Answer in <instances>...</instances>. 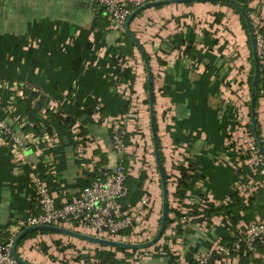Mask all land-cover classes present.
<instances>
[{"label":"crops","instance_id":"1","mask_svg":"<svg viewBox=\"0 0 264 264\" xmlns=\"http://www.w3.org/2000/svg\"><path fill=\"white\" fill-rule=\"evenodd\" d=\"M191 2L145 8L128 25L149 55L169 203L181 213L226 202L229 193L240 187L246 198L264 184L242 183L236 155L255 140L247 126L251 123L247 84L253 64L247 34L231 7L211 0ZM249 6L256 7L264 25V1L252 0ZM126 34V29L110 27L102 6L86 0H0V119L22 139V147L0 139V242L12 233L17 237L23 219L39 212L34 178L43 179L61 204L77 197L99 168H111L122 158L127 173L139 181L131 198L117 201L118 214L129 213L142 198L148 203L141 218L127 228L131 232L123 235L122 230L116 236L137 244L127 247L131 255L116 253L125 264H190L196 251L208 250L228 234L227 220L221 216L207 223L196 221L194 214L177 217L156 243H137L139 231L143 239H150L162 194L146 103L144 57L131 39L132 55L115 60L119 47L130 49L124 42ZM190 42L196 57L183 52ZM119 67L130 74L116 83ZM256 120L264 143L262 95ZM110 125L120 126L127 135L120 151L112 149ZM97 150L105 153L103 165ZM187 164L194 166L192 179L188 186L178 187L183 194L178 201L172 195L180 176L177 166ZM73 228L91 233L86 227ZM57 235L62 233L37 232L17 244L16 253L28 263L52 264L39 244L45 243L50 251ZM134 247L138 249L132 251ZM256 257L264 260V253L216 258L209 264H264Z\"/></svg>","mask_w":264,"mask_h":264},{"label":"built area","instance_id":"2","mask_svg":"<svg viewBox=\"0 0 264 264\" xmlns=\"http://www.w3.org/2000/svg\"><path fill=\"white\" fill-rule=\"evenodd\" d=\"M105 9L109 25L112 29L124 31L126 20L133 9L154 0H87ZM254 41L259 61L260 94L264 97V31L260 29L261 20L254 19ZM22 91V88H19ZM0 139L9 140L17 147H22V139L0 119ZM113 141L117 148H123L122 136L116 132ZM254 155L249 162L259 161L254 145ZM259 150V149H258ZM126 171L120 164L111 167V171L102 177L97 176L85 184L79 195L71 201L57 204L54 195L45 181L34 178L35 198L39 212L27 215L22 221V227L37 225L63 226L75 224L86 227L91 233L117 236L122 230L132 227L146 211L147 200L142 198L132 210L121 215L117 212V199L126 195ZM264 190V184H263ZM16 234H10L5 241L0 242V264H21L14 256ZM264 245V217H257L240 230V235L230 244L214 243L206 251H196L193 254L195 264H209L216 258L231 256L248 257L256 253V246Z\"/></svg>","mask_w":264,"mask_h":264},{"label":"trees","instance_id":"3","mask_svg":"<svg viewBox=\"0 0 264 264\" xmlns=\"http://www.w3.org/2000/svg\"><path fill=\"white\" fill-rule=\"evenodd\" d=\"M250 1H252V0H234V1L211 0V2H213V3H220V4L227 5V6L231 7L239 15L241 25H242L243 29L245 30L247 37H248L249 47H251L250 38H249V30H248V26L246 24L245 17L243 16V14L240 11V7H242L246 11V13L248 14L250 21H251V24H252L253 32L255 30L254 17H257L259 20H261L259 13L256 11V9L254 7L252 8L251 6H249ZM185 3L191 4L192 2L187 1ZM252 14H254V15H252ZM219 16H221V14L216 15V19H218ZM260 29L264 31V25H262L260 27ZM124 42L126 45H129L130 49H127V47H125V46L119 47L118 54L115 58L116 62L118 60L123 61L126 55H132L131 49L135 44L127 34L125 35ZM175 46L177 47L178 44L176 43ZM183 52L188 53L191 57H196L197 53H198L197 50L195 49L194 45L191 42L188 43L184 47ZM250 57L252 58V52L250 53ZM147 58H149L148 54H147ZM118 63L121 64L122 62H118ZM253 72H254V70H253V64H252L250 74L248 76L249 89H251ZM129 74H130V71L127 68L119 67V69L116 73L115 82L117 83V82L122 81V80H127V76ZM260 82H261V78H260V72H259V78H258V82H257V86H256V102H255L256 107H257L258 98L261 95L260 94ZM145 86L147 89V87H148L147 82H146ZM148 101H149L148 98H146V103H148ZM90 113H92V111H89L87 116H90L91 115ZM249 116H250V112H249ZM256 125L258 128V132L260 133L259 124H258L257 120H256ZM247 126H248V131L253 136V131H252V126H251L250 120H249V123L247 124ZM108 131L110 133L111 139L113 138V135L116 132H118L122 136L123 144L127 143L126 142L127 141V135L124 133L123 128H121L120 126L114 127L113 125H110L108 127ZM158 145H159V141H158ZM263 146H264V143H263ZM254 148L257 149V154L260 157L259 161H256V162H249V159H251L254 155V149L248 148L243 153L240 152L239 150H237V152H236V155L241 160V166H240V170H239L240 171L239 173L242 176L241 181H242V183H245V184H250V182H251V184H253V183L258 184L259 182L264 181V159L261 155V152L258 150L257 144L255 143V140H254ZM112 149L116 150V151H120L117 148V146L115 145L113 139H112ZM96 153L99 154L100 164L103 165L102 163L106 162L105 153H103L99 150H97ZM160 158L162 161L163 159H162L161 152H160ZM117 164L122 165V167L126 171L125 186L127 188V192H126V195L124 197L117 199V201H120L123 203L132 197L133 192L135 191V188H136V185L138 184L139 179H138V177L137 178L133 177L127 173V162H125V160L123 158L121 160H118ZM177 167H178V170L180 172V176L177 180L176 189L172 195H173V197L178 199V201H180L181 198L183 197V194L179 191L178 187L180 185H183V186L189 185V183L192 179L191 173L194 170V166L192 164H187L186 166L185 165H179ZM110 171H111L110 167L99 168L94 173L92 179H94L97 176L102 177L104 174H107ZM164 174H165L166 182L168 185L169 175L165 172V169H164ZM91 180H89L88 182H90ZM167 189H168V186H167ZM241 191H242V187H240V189L237 188V189L231 191L228 195V200L226 202H219L216 204L210 202L206 206L201 207L200 210H197L196 208H194L193 211L188 210L185 213L184 212L181 213L179 209H177L176 207H172L170 205L169 199H168L166 225H165V228H164L162 235L164 234L166 229L169 227V225L172 222H174L175 219L179 216L186 217L188 215H194L195 214V215H197V217L195 218L196 221H199V222L205 221L207 223H210L212 221L211 219L213 217H220L221 216V218L223 220H227L228 234L225 237H222V239L218 240V243L230 244L235 238H237L240 235V230L243 229L247 224H249L250 222L255 220L256 216L264 217V190L261 187H258L255 191H253L251 193V195H249L246 198L242 194H240ZM143 194H144V192L142 190H140L139 195L141 196ZM139 199L140 198H138L137 201ZM135 203L136 202H134L132 205H134ZM159 223H160V217H159ZM70 227L73 228V227H76V225L72 224ZM24 229H25V227H21L20 231H23ZM37 232H39V233H50L53 231H49V230L28 231L19 240L18 245H20L24 239L34 236ZM130 232H131V229H127V230L122 231L121 234L127 235ZM162 235H161V237H162ZM53 244L57 246V245H59V241L54 240ZM39 246H40V249L42 252L45 253L47 251L48 247L45 245V243H40ZM59 249L64 250V247H60ZM136 249H138V248L134 247L131 250L135 251ZM128 250H129V248L124 247V246L106 247L105 245H101L100 247H95L93 249V251L91 252L92 254L87 255L85 257L84 261L87 264H91V263H95V264H125L121 258L117 257L116 253L121 252L124 255H131V253L128 252ZM256 253H261V254L264 253V245L258 244L256 246ZM258 257L260 258V256H258ZM258 257H256V259L264 261L262 259H259ZM190 264H195V261L191 262Z\"/></svg>","mask_w":264,"mask_h":264},{"label":"water","instance_id":"4","mask_svg":"<svg viewBox=\"0 0 264 264\" xmlns=\"http://www.w3.org/2000/svg\"><path fill=\"white\" fill-rule=\"evenodd\" d=\"M187 1L198 2V1H209V0H154V1H150V2H147V3L143 4V5L135 8L134 10H132V12L129 14V16H128L127 20H126V25H125L128 35L135 42L136 46L141 51V53H142V55L144 57V62H145L146 67H147L150 130H151L152 141H153V151H154L155 163H156L157 171H158L159 178H160L161 194H162L161 216H160V223H159V227H158L157 233L155 234V236L151 240H149L146 243H144V245H150V244L156 242L161 237V235H162V233L164 231V228H165V225H166L167 207H168V189H167V182H166V178H165V174H164V169H163L161 158H160V150H159L158 139H157L155 113H154V108H153V93H152V84H151V76H150V71H149V64H148L147 57L144 54V51H143L142 47L140 46L138 41L135 39V37H133L132 34L129 32L128 25H129V22H130L131 18H133V16L137 12H139V11L145 9V8L152 7V6H157V5H161V4H166V3L187 2ZM230 1H234V0H230ZM87 2L90 3V4H93V3L89 2V1H87ZM240 11L243 14V16L245 17L246 24L248 26L249 38H250V43H251V51H252V56H253V70H254V72H253V79H252V82H251L250 104H249L250 114H251V126H252V131H253L255 142H256L257 147H258L259 151L261 152V155H262V157L264 159V146H263V143H262V140H261V137L259 135L258 128H257V125H256V106H255V102H256V86H257V82H258V78H259V61H258V55H257V51H256L255 41H254V33H253V29H252V24H251L250 18L248 16V14L246 13V11L242 7H240ZM33 230L54 231V232L67 234V235H70V236L82 238V239H85V240H89L91 242H95V243L102 244V245H108V246L132 247V246H136L137 245V244L127 243V242H124V241H119V240H116V239L103 238V237L96 236V235H90V234L77 232V231L68 229V228L63 227V226L37 225V226L26 227L23 231H21L17 235V237L15 239V242H14V256L19 260V262L21 264H32V263H28V262L22 260L17 255L16 247H17L18 241L21 239V237L26 232L33 231Z\"/></svg>","mask_w":264,"mask_h":264},{"label":"rangeland","instance_id":"5","mask_svg":"<svg viewBox=\"0 0 264 264\" xmlns=\"http://www.w3.org/2000/svg\"><path fill=\"white\" fill-rule=\"evenodd\" d=\"M254 8L256 9V7H254ZM252 15H254V14H252ZM254 19H255V17H254ZM247 93L248 94L246 95V106L248 109L249 100H250V89H249V87L247 88ZM250 137H251V135H250ZM169 198H170V193L168 195V199ZM158 203L159 204L157 205L158 209H157L156 220L154 223V228L149 233V236H151L150 239H152L155 236V234L157 233L158 227H159V217L161 216V207H162L161 195L158 196ZM67 228L71 229V230H75V228H72V227H67ZM139 228H141V227H139ZM78 232H82V231L79 230ZM90 234L100 236L98 234H94L93 232ZM142 235H143V233H141V231H139L138 236L140 237V241H138L137 243H143L142 241L147 242L148 240H150L149 237H146L145 239H143ZM58 237H59V239H58L59 245L56 246L52 243V246H54V248L51 247L50 251L47 250L45 253L43 252L44 255L46 254V258L50 259L52 264H81L82 261H83V263L87 264L84 261L85 257H83V255L84 254L86 255V254L92 252L93 249L95 248V246L97 245L96 243H92V242L87 243V242L80 241L79 239H75L74 237H71V236H68L65 234L57 235L56 238H58ZM101 237H104V236H101ZM136 238L133 239L132 241L136 240ZM114 239H117V237L115 236ZM60 247H64V250H60L59 249ZM144 251H146V248L144 249ZM119 256H122L121 253H119Z\"/></svg>","mask_w":264,"mask_h":264}]
</instances>
